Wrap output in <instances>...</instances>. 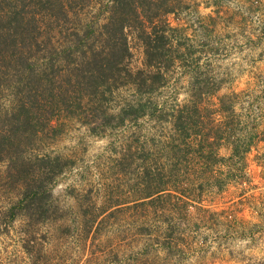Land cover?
<instances>
[{
    "label": "trees",
    "instance_id": "obj_1",
    "mask_svg": "<svg viewBox=\"0 0 264 264\" xmlns=\"http://www.w3.org/2000/svg\"><path fill=\"white\" fill-rule=\"evenodd\" d=\"M184 1L0 0V227L21 219L27 252H41L36 234L58 219L53 188L73 164L39 148L70 119L97 134L143 119L169 126L154 139L157 161L145 156L133 197L102 205L79 198L85 238L96 240L119 212L140 213L136 234L154 238L165 259L181 256L194 209L226 213L205 205V192L250 179L248 156L264 142V129L250 111H238L241 93L224 90L222 79L200 66L184 27L172 24L169 14ZM94 4L99 11L90 16ZM131 32L143 46L140 67L131 63ZM177 66L190 70L189 96L167 106L158 94ZM41 259L33 264H51Z\"/></svg>",
    "mask_w": 264,
    "mask_h": 264
},
{
    "label": "rangeland",
    "instance_id": "obj_2",
    "mask_svg": "<svg viewBox=\"0 0 264 264\" xmlns=\"http://www.w3.org/2000/svg\"><path fill=\"white\" fill-rule=\"evenodd\" d=\"M214 1L185 0L169 18L173 25L184 27L196 55H202L200 66L222 79L224 90L241 93L244 102L238 111H250L264 129V0H221L219 5ZM99 7L94 4L89 15ZM130 43L132 65L143 66V46L133 32ZM189 71L174 68L169 84L158 94L160 102L171 106L187 100ZM168 129L167 122L143 119L97 134L81 120H68L61 135L39 148L73 159L53 188L60 219L40 226L36 239L41 252L33 255L23 247L21 219L7 229L0 227V264H33L37 255L51 264H264V142L248 156L247 182L231 181L219 193L205 192L203 203L226 213L194 209L181 256L165 259L163 253L159 256L154 238L145 241L136 234L140 213L119 212L103 225L96 240L81 235L79 198L102 205L133 197L145 156L149 163L157 161L154 139ZM143 145L150 148L146 155ZM220 151L229 153L226 147ZM5 200L0 195V207ZM147 241L154 245L147 246Z\"/></svg>",
    "mask_w": 264,
    "mask_h": 264
}]
</instances>
